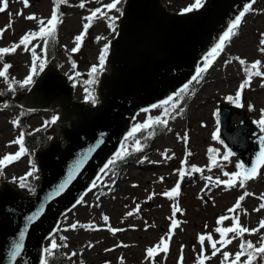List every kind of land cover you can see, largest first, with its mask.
<instances>
[{
    "label": "rangeland",
    "instance_id": "obj_1",
    "mask_svg": "<svg viewBox=\"0 0 264 264\" xmlns=\"http://www.w3.org/2000/svg\"><path fill=\"white\" fill-rule=\"evenodd\" d=\"M82 2L85 4L84 8L79 7ZM112 2L113 0H67V3L60 5L62 23L59 26V62L67 75L85 78L97 65L101 51L115 36L117 19L121 16L123 6L120 3L117 6L119 11H109L104 6ZM162 2L168 10L178 12L193 5L195 0ZM54 8V0H41L27 6L23 0H8V8L0 12V29L5 30L0 38V48L11 47L19 43L24 34L38 31L39 19H50ZM97 8L103 9L105 15L94 18L85 34L84 25L89 23L85 17L90 16ZM30 15L37 19L28 20L26 17ZM110 17L115 19L110 20ZM235 31L236 34L225 43L214 66L202 73L205 83L202 89L191 94L192 101L188 105L182 106L180 99L177 104L172 100L165 106L138 114L134 123L136 127L146 124L150 119L170 120L168 129L153 141L150 148H145L141 142L143 139L133 138L135 135L130 136L123 146L122 154L143 151L146 157L143 164L150 165L149 168L138 170L133 165L128 166L118 185L108 189L113 194L102 198L100 202L95 200L97 198L94 192L62 218L49 246L55 241L69 255L68 264H200L201 260L204 264H232L236 253L241 251L242 240L251 241L255 247L264 245V228H260L264 221V208H260L264 204V168L256 179L242 183L238 180L236 186L231 188L215 183L217 179H230V176L224 175L225 172L243 173L238 167L241 165L240 160L233 154L228 160L223 159L230 151L221 137L216 138L219 127L218 108L223 103L236 105L228 97L235 98L240 85L248 80L246 67L260 61L259 68L264 72V52L260 51L264 47L260 44L264 39V0H256L252 4V9L242 17L241 24ZM82 34L79 50L72 51L77 47L75 38ZM33 47L35 58L31 50L24 51L21 46L15 53H9L0 59V71L4 64L11 66L8 69L9 81L0 78V89L10 88L11 83V88L16 86L21 88L19 92H26L31 86L23 85V81L34 74L33 60L35 59L37 66L36 72L40 70L39 64L45 62L44 41L33 39L29 49ZM240 59L246 61V64L241 65ZM88 90L91 88L79 85L76 97L80 99L87 96ZM4 103L0 97V158L19 151V145L12 142L22 133L20 112L5 109ZM240 104L244 112L233 115L231 123H241L249 118L260 125L259 121L264 119V76H252L250 85L241 93ZM54 115L49 112L29 117V131L32 132L46 118ZM14 121H18L19 126ZM150 128L151 126L143 130L149 131ZM212 149L216 151L213 152ZM18 160L0 168V175L4 180L20 185L22 179L25 184L34 177L36 167L24 155ZM213 160L216 161L215 164ZM193 167L202 171L193 172ZM30 171L32 176L28 177L27 173ZM183 172L186 174L185 180L192 179L197 173V180L170 199L164 193L179 185ZM209 176L212 177L211 181L206 179ZM105 177V182H113L111 172L106 173ZM241 196H244L242 201L239 200ZM238 201L241 207L234 213L229 212ZM174 206H178L180 211L173 213ZM105 216L108 217L107 221L104 220ZM221 216L229 219L218 224ZM233 216L239 217L241 226L259 231L245 233L242 237L227 233L225 238L232 242L225 246L219 243L222 238L216 229L232 227ZM173 219L179 223L170 233ZM110 229L119 230L112 234ZM201 235L205 236L203 245L199 241ZM208 236L217 242L214 255L212 241L207 239ZM162 239L167 241L168 250L165 252L161 247L150 258L147 250L155 248ZM224 253L230 254L228 260H225ZM240 264H248L247 254L242 255ZM253 264H264V259L257 258Z\"/></svg>",
    "mask_w": 264,
    "mask_h": 264
},
{
    "label": "water",
    "instance_id": "obj_2",
    "mask_svg": "<svg viewBox=\"0 0 264 264\" xmlns=\"http://www.w3.org/2000/svg\"><path fill=\"white\" fill-rule=\"evenodd\" d=\"M252 1L207 0L195 12L173 14L161 0H127L107 60L111 73L102 76L99 87L103 104L95 109L74 103V87L54 65L44 69L32 89L17 100L26 97L28 109H60L57 121H71V127L61 129L67 146L54 142L37 153L41 187L34 195L7 183L0 190V264H42L45 240L131 131L137 111L176 95ZM220 112L221 136L241 158L245 171L257 167L259 172L258 158L264 151L263 136H257L261 130L247 128L245 122L230 126L232 115L239 112L235 107L222 106ZM251 133L255 144L249 143ZM72 172V180L54 196ZM17 245H21L18 254Z\"/></svg>",
    "mask_w": 264,
    "mask_h": 264
},
{
    "label": "snow or ice",
    "instance_id": "obj_3",
    "mask_svg": "<svg viewBox=\"0 0 264 264\" xmlns=\"http://www.w3.org/2000/svg\"><path fill=\"white\" fill-rule=\"evenodd\" d=\"M27 2L28 0H23V3L25 4V6H27ZM202 2L203 0H195L194 4L185 8L183 10V12L187 13V12H191L194 9H198L199 7L202 6ZM54 3L56 5V7L53 9L52 14H51V18L48 19L47 21L43 20V19H39L38 23H39V30L38 31H32L29 33H26L22 36V38L20 39L19 43L13 44L11 47H4V48H0V59H3L5 54H9V53H15L17 49L21 48V46H23L24 51H29L31 50L32 52V56L35 58L36 57V52H35V48L33 47L32 49H29V44L31 43V41L33 39H40L44 41V45H45V51L47 50V45L49 43V39H55V35L57 32V28L59 23H62V20L60 19L58 12H59V6L61 4H65L67 3V0H54ZM121 3V0H113L112 3L105 5L104 7L107 8L109 11L111 10H117L118 9V5ZM253 3H255V0H253ZM0 4H2V6H0V12H4L7 8H8V0H0ZM79 7L84 8L85 4L82 2ZM252 9V4H249L247 6V8L245 9V11H250ZM20 15H22V13H18ZM105 15V12L103 9L101 8H97L95 9L92 14L88 17H85V19L87 21H89V23H86L84 25V33L86 34L88 27H90V22L94 19V18H99ZM243 14H241V16H238L234 22L231 24V26L228 28V30L223 34L222 37L219 38V43H217L212 50L208 53L207 56L204 57V61H205V65L203 67H201L200 69H198L197 71V75L196 77H194V80H199V78L201 77V74L206 72L208 67L211 65L212 60L210 58H214L224 47L225 43L227 41H229L231 39V37L233 35L236 34V29H238V27L241 24V19H242ZM28 20H36L37 18L35 16H27L26 17ZM110 20H114V17H110ZM11 25H9L10 27ZM112 25L110 24V27ZM5 30L0 29V38L3 37V32ZM76 42H77V47L73 48L72 51H78L79 50V45L80 42L83 40V34L77 36L76 38ZM261 45H264V39H262L260 41ZM105 52H107V48H105L104 50ZM261 52H264V47H261L260 49ZM239 59V58H237ZM105 62V57L102 55L99 58V64L100 67L102 68ZM241 65H245L246 61H244L243 59L239 60ZM260 65V61H256L255 63L251 64L249 67L245 68V72L248 73V80L244 83L241 84L239 87V91L237 92V95L235 98L233 97H228V99L231 102L236 103V105L238 107L241 106L240 104V98H241V93L243 92V90L248 87L250 85L251 82V78L253 75L255 76H264V72H262L259 68ZM9 67H11L8 64H4L3 66V70L0 71V78H3L5 81H9V77H8V69ZM44 67V63L39 64V68L43 69ZM37 71V66H36V62L35 59L33 60V67H32V72L35 73ZM92 72L96 73L97 72V67H93L92 68ZM33 82V77L32 75H29L27 77L26 80L23 81V85H30ZM9 87L11 89V83H9ZM14 90V89H13ZM185 89H182L181 92H184ZM93 103L95 102L94 98H93ZM165 104H168L169 101H165ZM166 115H167V111H166ZM55 122V118L53 119V121H50L48 123H54ZM14 124H16V126H19L18 121H14ZM153 124H161V125H165L167 124V120L166 119H157L156 121H152L151 119L146 123V124H142L137 126V128L133 129V133H130V135L134 134L137 130H143L145 128H149L150 126H152ZM259 124L262 126V130H264V119L259 121ZM217 139H219V134L217 133L216 136ZM12 143L18 144L19 145V151L16 152L15 154H7L5 155L3 158H0V168L6 166L8 163L10 162H15L16 160H18L22 155H24L26 153V149L24 147V135L23 133H21V135L14 140ZM140 150V145H139V141H137V151ZM211 151L215 152V149H212ZM191 155V153H189ZM232 155L231 152H229L226 156L223 157L224 160H228V158ZM123 158V157H121ZM216 161L213 160V164H215ZM258 165L259 166H264V151L261 152L260 157L258 158ZM77 167H79V165H77ZM239 168L243 169L244 165H238ZM210 170V169H209ZM193 172H201L202 170L200 168L197 167H193L192 168ZM75 173H69L68 177L66 179V181L61 184L59 186V188L57 189V191L55 193H53V195H58L60 192H62L64 190V188L67 186V184L72 180L73 175ZM181 175H183V173H181ZM225 176H230V179L226 180V181H221L219 179H217L215 181V183L217 185L219 184H224L227 188H231L236 186L238 180L242 183L243 181H247L250 179H254L257 177L258 175V168L257 167H253L250 170H246L243 173L241 172H236V173H232L229 174L227 172L224 173ZM27 176H32V172H28ZM206 179H208L209 181L212 180V177H207ZM20 187H25V184L23 182V179L21 180L20 183ZM164 195H166L167 197H169L170 199L173 198L174 196H178L179 195V185H177L172 191L164 193ZM245 195H249L248 193H245ZM244 199V196H241L239 198L240 201H242ZM241 207L240 202L238 201L232 208L229 209V212L234 213L236 212L237 209H239ZM260 208H264V204L260 205ZM260 209H257V211H259ZM180 211V209L178 208V206H174L173 207V213ZM229 219V217L227 216H221L218 218L217 223L218 224H223V222L225 220ZM231 219L233 220V226L232 227H219L216 229L217 232L220 233L221 236V240L219 243H221L222 245H228L230 244L232 241L231 239H226L225 236L227 233H235L237 236L242 237L245 233H249V232H256L259 231V229H253V230H249L248 228H245L243 226H241L240 222H239V217L238 216H233L231 217ZM104 220L107 221L108 217H104ZM178 221L176 220H172L171 222V227H170V233L172 230H174L175 228L178 227ZM73 228H75V225L72 226ZM260 228H264V221L261 222L260 224ZM111 230V229H110ZM170 239V236H169ZM208 240L212 241V237L208 236L207 237ZM199 241L200 243L203 245L204 241H205V236L201 235L199 237ZM163 248V251H167L168 250V243L166 240L162 239L160 244L156 245L155 248H149L147 250V255L151 258L153 257V254L157 251V249ZM211 247L213 249V255L216 253L217 250V242L216 241H212L211 243ZM21 245H17L16 248V253L18 254L20 251ZM58 248V245L55 241L52 242L51 244V248L50 249H45V252L47 255H52L53 252ZM240 249L241 251L236 253L234 260L232 261V264H240L241 262V257L242 255L247 254L248 256V264H253V261L256 260L257 258L259 259H264V245L260 246V247H255L251 241H243L240 244ZM247 249V252H245V250ZM257 254H259V256H257ZM73 255H75V253H73ZM229 253H224V258L225 260L229 259ZM44 264H48V260L45 259ZM200 264H204L203 260H201Z\"/></svg>",
    "mask_w": 264,
    "mask_h": 264
},
{
    "label": "trees",
    "instance_id": "obj_4",
    "mask_svg": "<svg viewBox=\"0 0 264 264\" xmlns=\"http://www.w3.org/2000/svg\"><path fill=\"white\" fill-rule=\"evenodd\" d=\"M57 53H58V32H56L55 39H49V43L47 45V50H46L47 60H56ZM103 68H104V66H103ZM99 72H100V70L98 71V73ZM91 78H93L92 75H91ZM94 78H96V77H94ZM199 86H200V84L196 82L195 87L198 88ZM12 92H13V90L4 92L5 94H7L8 99H9V108L14 109V110L15 109L19 110V105H17L11 98ZM184 96L185 95L183 94V97ZM23 115H25V117H27L28 113L24 112ZM47 138H48V134L44 130H41V131H38V132H35L33 134L28 135L27 138L24 139V144L26 146H28L32 152L33 149H36V148L42 146L43 144H45ZM25 188L27 190H31L32 184H28L27 187H25ZM57 256H58V254H57V250H56L53 252V254L51 256H49L50 258L48 259V264H56L55 262H57Z\"/></svg>",
    "mask_w": 264,
    "mask_h": 264
}]
</instances>
